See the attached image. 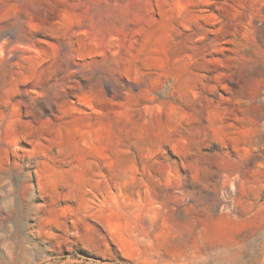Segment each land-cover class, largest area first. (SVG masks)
<instances>
[{
	"label": "rangeland",
	"instance_id": "374dc122",
	"mask_svg": "<svg viewBox=\"0 0 264 264\" xmlns=\"http://www.w3.org/2000/svg\"><path fill=\"white\" fill-rule=\"evenodd\" d=\"M0 264H264V0H0Z\"/></svg>",
	"mask_w": 264,
	"mask_h": 264
}]
</instances>
